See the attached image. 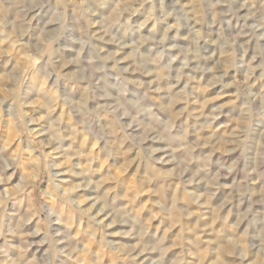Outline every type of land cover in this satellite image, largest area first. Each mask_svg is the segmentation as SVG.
Segmentation results:
<instances>
[{
	"label": "clouds",
	"instance_id": "clouds-1",
	"mask_svg": "<svg viewBox=\"0 0 264 264\" xmlns=\"http://www.w3.org/2000/svg\"><path fill=\"white\" fill-rule=\"evenodd\" d=\"M0 264H264V0H0Z\"/></svg>",
	"mask_w": 264,
	"mask_h": 264
},
{
	"label": "rangeland",
	"instance_id": "rangeland-1",
	"mask_svg": "<svg viewBox=\"0 0 264 264\" xmlns=\"http://www.w3.org/2000/svg\"><path fill=\"white\" fill-rule=\"evenodd\" d=\"M228 97L226 96L225 99H227ZM146 202V201H145Z\"/></svg>",
	"mask_w": 264,
	"mask_h": 264
}]
</instances>
